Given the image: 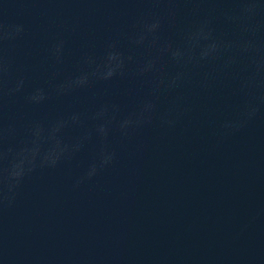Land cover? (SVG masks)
I'll list each match as a JSON object with an SVG mask.
<instances>
[{
  "label": "water",
  "instance_id": "95a60500",
  "mask_svg": "<svg viewBox=\"0 0 264 264\" xmlns=\"http://www.w3.org/2000/svg\"><path fill=\"white\" fill-rule=\"evenodd\" d=\"M166 7L146 0H0V23L25 28L9 45L12 79L26 78L24 91L5 101L3 123L16 128L9 143L26 139L33 122L47 127L83 113L85 127L94 129L90 117L104 104L117 105L118 118L146 98L156 104L152 123L129 139L113 127L108 146L116 159L90 180L77 184L98 156L95 131L71 159L25 178L13 204L0 206V264H264V106L244 127L225 133L221 126L237 117L245 97L238 79L217 69L221 61L191 69L183 86L154 98L150 74L53 93L41 104L25 101L33 88L51 91L76 74L85 55L101 58L109 42L142 58L144 49L128 37L140 19ZM175 7L177 15L160 31L163 40L180 44L181 32L213 8L217 34L235 35L222 15L234 7L230 0H180ZM57 38L65 41L62 64L50 53ZM178 70L162 57L156 75ZM177 97L190 111L175 127L162 126L159 115ZM85 127L69 126L60 136L72 143Z\"/></svg>",
  "mask_w": 264,
  "mask_h": 264
},
{
  "label": "clouds",
  "instance_id": "9594fccd",
  "mask_svg": "<svg viewBox=\"0 0 264 264\" xmlns=\"http://www.w3.org/2000/svg\"><path fill=\"white\" fill-rule=\"evenodd\" d=\"M155 6L167 5L165 10L154 12L148 18L138 21L136 30L129 35L130 43L144 49L145 54L138 59L135 53L125 54L116 42H109L101 58L85 55L77 73L55 84L51 91L44 87L33 88L25 96L28 104H41L49 95L62 96L79 89H86L95 82H108L114 78H143L152 75L149 81L151 97L162 90H172L183 86L191 69L204 64H215L219 71L232 73L238 79V91L245 97L237 117L225 121L221 126L225 133L238 131L255 118L264 106V0H230L234 7L224 10L225 22L233 29L234 36L218 35L213 25L216 9H210L198 23L181 32V43L173 44L163 40L160 31L164 21L177 15L175 7L180 0H146ZM185 2H215V0H185ZM193 11H196L194 9ZM25 31L22 24L0 23V206H11L25 180L38 168H55L62 160L71 159L79 152L93 131L99 136L101 147L96 159L88 166L77 184L90 180L116 159V151L108 146L109 134L115 127L122 140H127L135 131L152 123L156 115L154 99H145L134 111L118 118L119 107L104 104L90 119L96 121L94 129L85 127L83 113H73L68 118H59L47 127L43 122H33L29 136L18 145L9 143L16 135V128L3 123L5 101L24 91L26 78L23 75L12 79L14 58L9 54V45L20 39ZM65 41L57 38L50 49L57 64L63 63ZM174 62L178 71L174 74L158 76L161 58ZM211 74H206L203 84H207ZM190 108L183 106V98L159 115L162 126L175 127L177 121ZM85 127L83 135L72 143H66L60 134L69 126Z\"/></svg>",
  "mask_w": 264,
  "mask_h": 264
}]
</instances>
